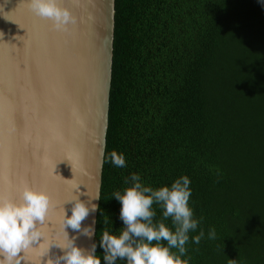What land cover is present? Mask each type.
Wrapping results in <instances>:
<instances>
[{
  "label": "trees",
  "instance_id": "obj_1",
  "mask_svg": "<svg viewBox=\"0 0 264 264\" xmlns=\"http://www.w3.org/2000/svg\"><path fill=\"white\" fill-rule=\"evenodd\" d=\"M115 11L101 264L103 231L123 227L112 194L132 173L153 188L189 177L188 264H264V0H115Z\"/></svg>",
  "mask_w": 264,
  "mask_h": 264
},
{
  "label": "water",
  "instance_id": "obj_2",
  "mask_svg": "<svg viewBox=\"0 0 264 264\" xmlns=\"http://www.w3.org/2000/svg\"><path fill=\"white\" fill-rule=\"evenodd\" d=\"M25 2L0 0V196L18 200L27 183L51 197L44 239L33 247L49 239L66 243L63 208L70 216L68 201L91 200L98 207L82 228L95 219V234L89 238L66 228L77 246L90 250L109 126L115 0H58L77 18L67 31L55 30ZM38 251L23 252L21 264H35ZM62 254L50 245L40 264Z\"/></svg>",
  "mask_w": 264,
  "mask_h": 264
},
{
  "label": "clouds",
  "instance_id": "obj_3",
  "mask_svg": "<svg viewBox=\"0 0 264 264\" xmlns=\"http://www.w3.org/2000/svg\"><path fill=\"white\" fill-rule=\"evenodd\" d=\"M78 2L79 0H73V3ZM27 7L37 17L51 20L52 27L58 31H67L68 25L76 23L77 18L72 11L61 7L58 0H28ZM2 37L3 33L0 32V38ZM110 157L116 167L126 166L122 153L112 151ZM124 183L131 186L126 187L123 193L115 191L112 194L121 204L120 219L123 227L119 234L104 230L99 239L105 264H115L118 258L126 260V264H188L181 257L187 251L185 245L189 241V231L196 230L199 224L193 218V210L189 206V177L175 179L170 187L153 188L145 186L139 174L132 173L130 177H125ZM68 202L72 205L71 215H67L63 208L61 224L66 243L47 245L40 253L41 256L48 253L50 245H56L63 254L48 259L47 264H101L95 243L90 250H85L77 246L76 237L69 238L66 231L70 227L91 238L95 234V219L92 224L83 228L82 221L90 213H95L98 206L92 204L91 200L84 202L78 197ZM153 204L159 205L163 210V219L160 221L154 222L156 212ZM52 207L51 197L47 192L37 190L27 183L21 185L18 200L0 196V264H21L24 259L21 254L32 248L41 237L44 238L43 226ZM169 218L174 230L164 222ZM208 235L209 239H215V229H211ZM203 237L204 231L201 229L193 240L199 244ZM39 246H43V243ZM173 249L177 251L174 252Z\"/></svg>",
  "mask_w": 264,
  "mask_h": 264
},
{
  "label": "snow or ice",
  "instance_id": "obj_4",
  "mask_svg": "<svg viewBox=\"0 0 264 264\" xmlns=\"http://www.w3.org/2000/svg\"><path fill=\"white\" fill-rule=\"evenodd\" d=\"M25 2V0H24ZM26 3V2H25ZM20 27V26H19ZM9 183H13V179L11 176H9ZM44 239V238H43ZM51 244V239H49V241L47 243H43V246H39V247H32L33 249H38L39 251L37 252V258L35 260V264H40V258L42 257L41 256V252L43 251V248L44 247H47V245Z\"/></svg>",
  "mask_w": 264,
  "mask_h": 264
}]
</instances>
